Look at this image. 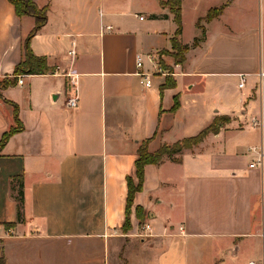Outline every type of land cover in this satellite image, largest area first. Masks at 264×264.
Wrapping results in <instances>:
<instances>
[{
	"label": "crops",
	"instance_id": "1",
	"mask_svg": "<svg viewBox=\"0 0 264 264\" xmlns=\"http://www.w3.org/2000/svg\"><path fill=\"white\" fill-rule=\"evenodd\" d=\"M161 1L36 0L48 19L31 48L53 71L0 91V141L16 125L11 103L23 125L0 151L6 264H119L124 256V264H218L228 257L221 264H264V160L250 167L264 152V0H182L179 39L190 49L178 68V25ZM35 23L0 0V79L23 61ZM68 73L77 77L75 109L67 106L74 93ZM138 73L150 76V86ZM220 116L231 121L178 155L179 163L145 166L132 228L124 232L128 178L138 185L141 144L152 139L155 152ZM254 118L262 126H253ZM144 225L154 236H136Z\"/></svg>",
	"mask_w": 264,
	"mask_h": 264
},
{
	"label": "trees",
	"instance_id": "2",
	"mask_svg": "<svg viewBox=\"0 0 264 264\" xmlns=\"http://www.w3.org/2000/svg\"><path fill=\"white\" fill-rule=\"evenodd\" d=\"M14 6L16 10V14L18 17L22 18L24 16H32L35 18L36 23L33 30L27 36L24 42V58L23 61L15 68L14 74L12 77H7L4 79H0V91L9 87H14L18 85V77L21 75H45L51 73L53 70L48 65V60L45 56H37L34 54L31 48V41L35 37V35L41 30L42 27L47 23V9H41L36 0H9ZM161 5L170 9L171 13L174 15L175 22L178 25V29L176 32V36L172 40L173 46V56L177 62V64H182L185 62L186 54L189 51L190 47L183 45L179 39L183 30L182 23V0H166L161 1ZM224 10V6L216 9H212L208 12V14L199 20L198 25L200 26L202 20L211 21L214 18L218 17ZM205 38V30L201 37L195 39L193 43V47L199 45L201 41ZM162 64V61H160ZM168 69V68H167ZM170 71H172L170 69ZM169 86L167 83L162 89ZM11 105L15 108V119L16 125L11 127L7 132L4 133L2 139L0 141V151L6 145L8 140L16 133L21 132L23 130V125L21 124L18 118L19 107L16 104L11 103ZM179 107V102H175L174 110H177ZM231 118L229 116H220L215 118L214 122L202 130L198 135L182 139L173 144H163L159 147V149L155 152H151L149 150V144L152 139H148L144 141L138 149V160L136 162L137 167V175L139 178L138 185H135L131 178H128V198H127V208H126V222L124 225V232H128L131 230V209L134 205V199L137 192L143 190L144 183V170L145 166L152 165H160L164 162L165 158H169L177 163L181 161L178 155H181L185 150L193 149L198 146L204 138L210 133H218L221 128L225 126V124L229 123ZM18 218L21 219L22 216V205H23V191H19L18 196ZM137 216L142 218L143 209L141 207L136 208ZM10 226V225H9ZM0 240V264H6L3 250L1 247Z\"/></svg>",
	"mask_w": 264,
	"mask_h": 264
},
{
	"label": "built area",
	"instance_id": "3",
	"mask_svg": "<svg viewBox=\"0 0 264 264\" xmlns=\"http://www.w3.org/2000/svg\"><path fill=\"white\" fill-rule=\"evenodd\" d=\"M70 55H74L75 52L72 50L69 53ZM143 66V62L142 59L140 57L137 58V67L141 68ZM180 66V64H176L175 67L178 68ZM160 72L165 73L167 76L168 75H176L174 73V71H163L162 68H159ZM68 76H70L71 80V84L74 87V93L68 98L67 100V106L71 109H75L78 107L79 105V96H78V90H77V77L73 74L68 73ZM138 75L143 77V80L145 81L146 86H150L151 84V80H150V76L148 74L145 73H138ZM24 76L25 75H21L18 77V85H22L24 84ZM262 76H264V74H262ZM241 81L239 84L240 88H244L245 84H246V76L245 75H241ZM252 125L253 126H262L261 120H258L256 118H254L252 120ZM255 151V150H253ZM263 160H264V152L260 151L259 152V157L256 159V161L254 163H252L250 165L251 168H254L256 166H262L263 165ZM139 236L141 238H146V237H152L154 236L153 231H152V227L150 225H144L141 229V231L136 235ZM253 264V263H252Z\"/></svg>",
	"mask_w": 264,
	"mask_h": 264
},
{
	"label": "rangeland",
	"instance_id": "4",
	"mask_svg": "<svg viewBox=\"0 0 264 264\" xmlns=\"http://www.w3.org/2000/svg\"><path fill=\"white\" fill-rule=\"evenodd\" d=\"M185 24H186V29H187V31L189 32H191V17H187L186 18V20H185ZM125 257V256H124ZM124 257H122V259L120 260V262H119V264H124V262H123V259H124ZM229 259H231L230 257H228V259L227 260H224V261H218V264H221V262H223V263H225V262H228L229 261Z\"/></svg>",
	"mask_w": 264,
	"mask_h": 264
}]
</instances>
